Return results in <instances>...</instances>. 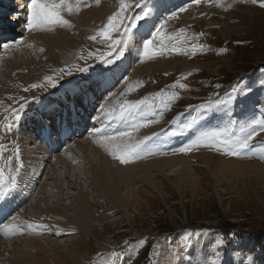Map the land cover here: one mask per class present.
<instances>
[{"label":"rangeland","instance_id":"374dc122","mask_svg":"<svg viewBox=\"0 0 264 264\" xmlns=\"http://www.w3.org/2000/svg\"><path fill=\"white\" fill-rule=\"evenodd\" d=\"M8 1L3 13L10 22L0 24V34L12 31L11 49L2 38L0 92L10 81L15 95L2 104L7 105L4 112L13 111L0 115V137L13 133L21 114H40L42 106L56 101L54 94L64 97L75 84L90 83L104 71L110 81L123 75L111 90L121 93L125 105L95 99L92 114L112 109L107 116L119 120L89 117V124L81 125L88 126L81 139L66 138L55 152H46L40 136L62 137L58 122H51L50 130L46 124H27L25 115L21 131L28 139L24 148L30 168L24 178L28 173L29 183L39 171L43 184L18 216L11 209L9 221L0 225V250L6 249L0 258H15L14 247L39 252L29 251L38 259L28 256L40 264H264V130L257 123L264 122V7L251 0H67L60 8L67 24L28 30L31 0ZM110 17L114 27H108ZM145 40H152L147 55ZM235 42L243 47L234 48ZM5 73H10L7 80ZM234 86L240 91L225 103ZM123 123L124 132L132 130L125 144H139L138 153L119 170L95 177L92 166L99 169L101 151L90 146L82 155L79 147L101 138L100 146L110 151L114 131ZM253 128L248 148H239L237 142ZM222 130L226 136L219 139L231 141L238 155L226 154L229 149L219 142L200 140ZM78 139L82 144L72 145ZM4 140L0 171L7 182V173L14 176L24 161L11 138ZM3 148L10 151L11 169ZM109 162L108 168L117 165L116 159ZM28 213L32 220L21 235L16 221L23 224ZM226 221L234 227H224ZM158 237L161 244L151 245L153 254L143 257L145 245ZM18 238L39 241L11 246Z\"/></svg>","mask_w":264,"mask_h":264},{"label":"bare ground","instance_id":"6f19581e","mask_svg":"<svg viewBox=\"0 0 264 264\" xmlns=\"http://www.w3.org/2000/svg\"><path fill=\"white\" fill-rule=\"evenodd\" d=\"M8 0H6V2L3 4V5H0V8L2 9V8H9L10 7V5H8V2H7ZM8 5V7H5V6H7ZM92 12V11H91ZM6 19L9 17V15H7L6 14ZM15 20V19H14ZM13 20V23H15V21ZM7 21L9 22V19H7ZM5 24V23H4ZM1 29V28H0ZM6 31V30H5ZM4 33V34H3ZM2 34L4 35V37H2L3 38V41L5 42V44H8V42L10 41V39H8L7 40V35H6V33H9L10 35L12 34V31H10V30H7L6 32H3ZM2 38H0V39H2ZM2 40H0V47H1V43H4ZM4 44V45H5ZM21 48V47H20ZM8 49H11V47L9 46L8 47ZM7 49V50H8ZM24 50V49H23ZM1 56H2V54H1ZM5 54H3V56H2V60H3V58L5 59ZM110 71H113V70H110ZM109 71V72H110ZM108 73V71H104V72H102V74L100 75V76H102V77H94V78H91V79H88L87 81H90V80H92V84H95L94 85V92H93V94L92 93H87L86 95H85V97H86V99H84V101L82 100V103H80V105H75V106H72V103L74 102V100H76V97L78 98V99H81V98H83L84 97V89H83V87H85V85H86V81H83L81 84H79L80 85V88H79V91H76V89H73V90H71V91H69V90H67V92H65L66 94H65V96L63 97V96H61L62 94H54L53 96H54V98H57L56 99V101L54 102V105H51V103H53V102H51L50 103V105H46V106H42L43 108L40 110V114H37V113H35L37 110H33V111H30V112H27V113H25V114H23V116H22V118L16 123V127L15 126H12V129H13V133L12 134H8V135H6L5 134V136H2V137H0V142H3V140L5 139V138H11V140H12V146L11 147H14V148H16V151L18 152V153H21V156H22V158H23V161H24V164L23 165H21V168L19 169V171H16L15 173H14V176L12 175V173H13V171H11V172H8L7 173V176H8V180H7V182H3V183H1V185H0V187L2 188V191L0 192V194L3 196V200H6V199H8L11 195H12V197H14L15 199H16V202L13 204V205H10V206H8V209L10 208V210L12 209L15 213L14 214H12V215H17L18 216V211H19V208L21 207V206H23V203L25 202V200H26V203H27V200L29 199V198H31V197H33V193L35 192V190H37V191H39V189L37 188L38 186H39V188H40V186L43 184V182L42 183H40L39 184V182H38V180H39V176L42 174L41 172H39V171H36V177H33V179L29 182V183H27L26 181H27V177H28V173L26 174V180H25V173H23V171L25 170V169H29L30 168V166H29V156H28V154H29V150L25 153V146H24V144L25 143H27V141H28V139L26 138V134H25V132H23V131H21V129H22V126H23V121H24V118H25V115H28L29 114V119H28V123L27 124H35L36 123V126H38L39 127V125L42 123V128H44V124H46V126L48 127V129H49V127H50V130L51 129H53L54 128V124H50L51 122H55V123H57V121H58V125L57 126H60V128L62 129H64L65 128V125H68L69 126V123H70V125H71V122H74V121H76L77 123H76V125H78V128H81L80 129V134H78V135H74L72 138H71V135L74 133V131H71L70 132V134H69V137L67 138V140L66 141H69L70 139H75V138H79V137H81L82 135H84L85 134V132L88 130V126H80L81 124H83V125H85V120H87L89 117H91L92 116V113H90V112H86V110H90V109H92V106L94 105V101H95V99H97V98H100L99 100H102L103 99V102H105V103H111L110 105H112V102H119V104L120 105H125V103H124V101H123V98L122 99H120V95H121V93L120 92H122V91H124V90H121L119 93L120 94H118V95H115L114 93H113V89H115L116 88V84L119 82V80L123 77V75H119L118 74V76L117 77H119L118 79H116V80H118L117 82H116V80L115 79H113L112 81H110L107 77L108 76H110L111 74H108L107 76H105L106 74ZM9 74L10 73H5L4 74V77H5V79L7 80L8 79V76H9ZM99 75V74H98ZM117 75V74H116ZM114 76V75H113ZM43 76H41V79H44V77L42 78ZM38 80H39V78H38ZM41 81V80H40ZM43 81V80H42ZM97 81L99 82L98 84H97ZM7 82V86H8V88L6 89V90H4L3 91V89H2V92H0V115H2L3 113H4V115L6 116V114L8 115V114H10L11 113V111H13V109H8L6 112H4V109L7 107V105H2L4 102H6L7 101V98H6V96H11V95H15L14 94V92H15V89L13 90H10V88L11 87H13V86H11V83H10V81H6ZM22 82V81H21ZM116 82V83H115ZM114 86V87H113ZM113 87V88H112ZM88 88V87H87ZM111 88H112V90H111ZM41 89V88H40ZM1 90V89H0ZM92 90V89H91ZM90 90V91H91ZM112 91V93H111V91ZM21 91V90H20ZM31 91V90H30ZM76 92H78V93H76ZM101 92H105V94L104 93H101ZM35 93V92H34ZM81 93H82V95H81ZM101 93V94H100ZM64 94V93H63ZM73 94H75V95H73ZM98 94H100L99 96H98ZM79 95H81V96H79ZM107 95V96H106ZM23 97V96H22ZM41 99V98H40ZM59 101H60V103H59ZM68 101H69V105H67L66 106V104L68 103ZM76 102H78V100L76 101ZM117 102V103H118ZM131 103V102H130ZM6 104V103H5ZM57 104V105H56ZM90 104V106L88 107V105ZM97 104V103H96ZM18 106H20V105H18ZM40 106V105H39ZM62 108H64V110L62 111V113L61 114H59L60 112H61V110H62ZM70 108H73V109H75L76 111L75 112H71V115L69 116V109ZM120 108V107H119ZM23 109V108H22ZM121 109V108H120ZM43 110H44V113H43V115H41V113L43 112ZM112 110V109H111ZM111 110H109L108 109V111L107 112H105V113H103V112H101V114L103 115V117H101V114L100 113H96L95 114V116L96 117H98L101 121H103V122H109V121H113V123H116L118 120H119V118H116V119H111L110 117H108L107 116V114H109L110 112H111ZM122 110V109H121ZM73 111V110H72ZM102 111V110H101ZM9 112V113H8ZM38 112V111H37ZM50 112H53V113H50ZM112 112H114V111H112ZM117 113V112H116ZM84 114H86L87 116H85ZM119 114H120V112H119ZM3 115V116H4ZM41 115V118L39 117ZM31 116V117H30ZM122 116H124V114L122 115ZM95 117V118H96ZM114 117H118V115H116V116H114ZM36 118L39 120V121H42V122H38L37 120H36ZM123 118V117H122ZM3 119V118H2ZM79 119V120H78ZM129 119V118H128ZM34 120V121H33ZM125 120V119H124ZM33 121V122H32ZM135 121V120H134ZM137 121V120H136ZM140 121V120H139ZM132 122V121H131ZM23 123V124H22ZM137 123V122H136ZM141 123V122H140ZM65 124V125H64ZM130 124V123H129ZM142 124V123H141ZM124 126H125V123H123V124H121L120 125V128L118 129V130H115L114 131V135H115V142H111V144H112V147H110L111 148V150L110 151H106V149H104L102 146H100L101 145V138H92L88 143L89 144H87V145H82V146H84V147H82V146H78L79 148H80V150L79 151H81V153H82V155L83 154H86V151H87V149H88V147H90V146H93V148L94 149H99L100 151H101V155H100V158H99V169H97L95 166H92V168L94 169V173H93V175L96 177V175H101V174H103L104 173V171L105 170H119V168H120V164H125V163H121L120 162V160L119 159H117L116 157H118L119 155H121V154H123V153H125V152H127L128 151V149L129 148H131V147H133V146H135V145H137V143L136 144H134V145H132V146H128V145H126L125 144V142H126V140H127V138L132 134V130H126L125 131V133H127V135H124V136H120L119 135V133H121V132H124L123 131V128H124ZM126 128V127H125ZM143 128V127H142ZM56 129H57V127H56ZM10 131V130H9ZM34 130H32V132H33ZM58 131V130H57ZM98 131H99V129H98ZM147 131V130H146ZM53 132V131H52ZM51 132V133H52ZM104 132H105V130H104ZM103 132V133H104ZM139 132V131H138ZM11 133V132H10ZM108 133H110V131L108 132ZM147 133V132H146ZM43 134V133H42ZM53 134V133H52ZM106 134V133H105ZM142 135V134H141ZM145 135H147V134H145ZM77 136V137H76ZM147 136H150V135H147ZM40 137H42V138H44V139H46L44 142L42 141V143H41V145L45 148V150H46V152H51V151H59L61 148H62V140H61V138H58V139H55V138H49V136H46V135H42V136H40ZM113 137V136H112ZM32 138V135L30 136V139ZM145 138V137H144ZM66 139V138H65ZM64 139V140H65ZM79 139H81V138H79ZM79 139L78 140H76V141H74L73 142V144L72 145H81L82 144V142H79ZM143 139V138H142ZM149 139V138H148ZM112 140V139H111ZM5 141V140H4ZM30 141V140H29ZM102 143H103V141H102ZM107 144V143H106ZM110 144V145H111ZM75 146V147H76ZM97 147H99V148H97ZM12 149V148H11ZM68 149V148H67ZM66 149V147H64V152L66 153V151H68ZM14 150V149H13ZM75 150V149H74ZM4 153H5V161H6V164L8 165V167L10 168V164L12 163V159H10V151L8 150V149H4L3 148V150H2ZM72 151V150H71ZM70 151V152H71ZM63 152V153H64ZM138 153V152H137ZM72 154V153H71ZM74 154V153H73ZM2 155V154H1ZM62 155V154H61ZM67 155V154H66ZM137 155H139V154H137ZM59 156V155H58ZM86 156V155H85ZM133 156V155H132ZM44 158H49L48 156H46V155H44L43 156ZM62 157H63V155H62ZM4 158V157H3ZM56 158H58L57 156H56ZM110 158H112V159H116V161H117V165L115 166V167H113L112 168V166L110 167V168H108L109 167V161H110ZM129 160V159H128ZM35 161V160H34ZM44 161V160H43ZM129 162V161H128ZM127 162V163H128ZM61 163V162H60ZM38 164V163H37ZM36 164V165H37ZM62 164V163H61ZM149 164V163H148ZM25 165H27L26 167H25ZM35 165V166H36ZM146 165V164H145ZM16 166V165H15ZM33 167V165L31 166V168ZM39 167V166H38ZM135 167V166H134ZM49 168V167H48ZM127 168V167H126ZM129 168V167H128ZM11 169V168H10ZM35 169V168H34ZM103 172V173H102ZM0 173H2V171H0ZM3 174V173H2ZM33 174V173H32ZM118 174V173H117ZM12 175V176H11ZM107 176V175H106ZM111 176L113 177L114 175L113 174H111ZM32 177V176H31ZM101 177V176H100ZM134 177V176H133ZM111 178V177H110ZM114 178V177H113ZM132 179V178H131ZM98 185V184H97ZM37 188V189H36ZM42 188V187H41ZM42 192V191H41ZM39 195H40V193H39ZM107 195V194H106ZM36 196V195H35ZM42 197L40 196V198L38 199V201L41 199ZM31 199H33V198H31ZM30 199V200H31ZM41 201H42V199H41ZM34 202V201H33ZM35 202H37V201H35ZM2 203L3 204H7V203H5V201L3 202L2 201ZM34 206V207H33ZM33 206H32V212L34 213V210H35V206H36V204H33ZM38 207V206H37ZM9 210V211H10ZM37 210V209H36ZM6 211V207L5 206H3L2 207V210H1V213H0V223L2 222V220H3V214H4V212ZM41 211V210H40ZM11 212V211H10ZM9 212V213H10ZM25 212V210L23 211V213ZM37 212H38V210H37ZM13 213V212H12ZM22 213V214H23ZM35 214H37V213H35ZM10 215V214H9ZM11 215V216H12ZM32 213H28L27 215L25 214V216H23L24 218L22 219V220H24V223L23 224H20V222H17L16 221V228H14V229H16L17 231H19V233H21V235H22V233L23 232H25L24 230H26V228H27V223H29V222H31V220H32ZM9 217V216H8ZM20 217H22V215H20ZM10 219L12 220V218L10 217ZM18 219H19V217H18ZM48 221V220H47ZM6 224V223H5ZM9 224V223H8ZM6 226V225H5ZM13 229V230H14ZM4 229H2V234H3V231ZM16 231V232H17ZM30 232H32V231H30ZM27 233V232H26ZM45 233V232H44ZM32 234H35V236H39L40 235V233H32ZM42 234V233H41ZM5 235H6V232H5ZM4 236V235H3ZM6 237V236H5ZM5 237H3V238H5ZM0 239H1V236H0ZM35 238H31V239H26V240H22V239H17V240H14V241H12V242H10L11 243V246L13 245V246H15V245H17L18 243H20V242H23V243H31V240H34ZM37 241H39V240H34V242H37ZM8 242H9V240H8ZM1 243H2V241L0 240V245H1ZM4 243V242H3ZM1 247V246H0ZM4 249H5V247H3ZM1 249V248H0ZM3 249V250H4ZM6 250V249H5ZM4 250V251H5ZM11 250V249H10ZM13 251L11 252V254L13 255V257H15V258H13V259H7V260H5V259H1L0 258V264H2V263H11V264H14V263H17V262H22L23 264H25V263H28L29 262V260H31L30 262H31V264H38L39 262H41V261H39L38 263H34V262H32V258H30L28 255H32L33 256V254H37V253H39V252H37V251H34L33 249H28V250H23L22 248H14L13 247V249H12ZM4 251H1L0 250V255H3V254H5L4 253ZM8 251V250H7ZM6 251V252H7ZM29 251H33V252H37V253H30ZM10 252V251H9ZM8 254V253H7ZM7 254H6V256H7ZM19 256V259H17V257ZM23 256V257H22ZM22 257V258H21ZM34 257L35 256H33V259H34ZM38 257V256H37ZM37 257H35V258H37ZM38 259V258H37ZM40 260V259H39ZM44 262H45V260H44ZM40 264V263H39Z\"/></svg>","mask_w":264,"mask_h":264},{"label":"snow or ice","instance_id":"6c2138e0","mask_svg":"<svg viewBox=\"0 0 264 264\" xmlns=\"http://www.w3.org/2000/svg\"><path fill=\"white\" fill-rule=\"evenodd\" d=\"M67 0H59V2H57V0H31V3L27 4V21L25 24V27L28 30H35L37 28H43L45 25L48 24H55V23H59V24H67L68 21L63 19L60 13V8L62 6H64L66 4ZM195 3L199 4L200 0H194ZM252 3H259V5L261 7H264V0H251ZM69 11H71V8L69 7ZM181 11H184V9H181ZM118 15V14H117ZM145 15H147V13H145ZM175 15V13L173 14ZM143 17H140V19H142ZM113 18H109L108 21V27H114L113 25ZM158 34H159V30ZM183 31V30H181ZM105 35H107V30H105ZM91 39H96V37H91ZM19 43V42H17ZM152 45V40H145L144 41V54L147 55L150 46ZM121 46H123V43L121 42ZM5 48L8 47L7 44L4 45ZM119 55H123V52H120ZM84 69H78V71H83ZM69 75L71 74V72L68 73ZM32 88H36V87H40V85H36L33 84L31 85ZM27 90V89H25ZM240 91V89H238L237 87H233L231 92L228 94V101H225V103H228L230 101H232L233 99L236 98V94ZM75 95V94H73ZM23 99V97L21 98ZM139 103H143V101H140ZM24 107L23 104L20 105V108L22 109ZM133 107L138 108L139 105H133ZM203 107V106H202ZM72 108L69 109V116L71 115L72 112ZM260 126L261 130H264V122H257ZM70 123H69V127H70ZM189 127H191V125H188ZM226 132L227 130H222L220 132H211V133H205L200 140H212L214 143L215 142H219L220 144L223 145V148H227L229 149V151L226 154H232V155H238V152H236L233 149L232 146V142L229 141L228 139H224V140H220L219 138L222 135L226 136ZM256 132V129L253 128L251 129L248 134L242 138L241 140H239L238 146L239 148L243 149V148H248L249 146V141L252 138V135ZM120 136H124L127 135V133L125 132H121L119 133ZM147 139V138H146ZM143 143V142H141ZM199 143V141L197 142ZM209 147L213 146V145H208ZM140 145L137 144L131 148L128 149L127 152L119 155L118 157H116L117 159L120 160L121 163H127L128 159L131 155H133L134 153L137 152V149H139ZM218 150H220L218 148ZM181 152H187L190 151V147L188 148H181L180 149ZM28 227L30 229L37 227L34 225L29 224Z\"/></svg>","mask_w":264,"mask_h":264},{"label":"trees","instance_id":"16d2710c","mask_svg":"<svg viewBox=\"0 0 264 264\" xmlns=\"http://www.w3.org/2000/svg\"><path fill=\"white\" fill-rule=\"evenodd\" d=\"M235 47H236V48H242L243 46H240L238 43L235 42V43H234V48H235ZM224 227H226V228H232V227H234V225L231 224V223H229L228 221H226V222L224 223ZM161 242H162V240L159 239V237H158V238L152 240L150 243H147V244L145 245V247H146L147 249L143 251L142 256H143V257L145 256V258H148L149 256H151V255L153 254V251L150 249L151 245L155 246V245H157V244H161ZM138 264H139V263H138Z\"/></svg>","mask_w":264,"mask_h":264}]
</instances>
